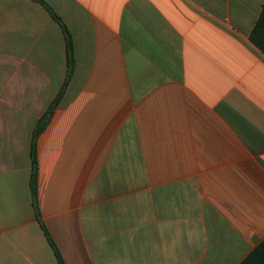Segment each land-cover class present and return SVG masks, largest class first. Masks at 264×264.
<instances>
[{"label": "crops", "instance_id": "obj_1", "mask_svg": "<svg viewBox=\"0 0 264 264\" xmlns=\"http://www.w3.org/2000/svg\"><path fill=\"white\" fill-rule=\"evenodd\" d=\"M0 0V264H264V0Z\"/></svg>", "mask_w": 264, "mask_h": 264}, {"label": "trees", "instance_id": "obj_2", "mask_svg": "<svg viewBox=\"0 0 264 264\" xmlns=\"http://www.w3.org/2000/svg\"><path fill=\"white\" fill-rule=\"evenodd\" d=\"M38 1L52 16V18L58 22L60 25L62 32L64 34L65 39V45L67 50V73L66 78L64 80V83L62 87L60 88V91L55 96V98L50 102V104L47 106L41 117L37 120L31 137V143H30V162H31V172H30V181H29V187H30V194L32 198V206L34 208L36 216H38L37 213V206H36V145H35V137L36 135L44 129V127L47 125L48 121L50 120V117L57 107L61 96L63 95V92L67 86V82L69 80V77L72 72V40L70 33L68 32L66 26L62 23V21L55 15V13L41 0ZM249 41L262 53L264 54V4H262L260 13L258 18L256 19L253 27L251 28L249 32ZM45 235L54 250L55 257L57 259L58 264H65L62 260L61 256L59 255L58 251L55 249V246L48 236L47 232L44 230Z\"/></svg>", "mask_w": 264, "mask_h": 264}]
</instances>
